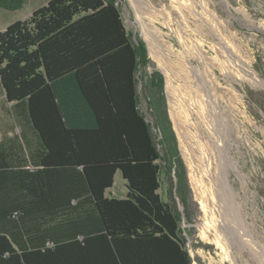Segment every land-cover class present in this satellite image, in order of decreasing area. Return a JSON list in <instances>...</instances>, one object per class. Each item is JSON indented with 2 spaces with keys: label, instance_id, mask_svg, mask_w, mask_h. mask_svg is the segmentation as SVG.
Listing matches in <instances>:
<instances>
[{
  "label": "trees",
  "instance_id": "obj_1",
  "mask_svg": "<svg viewBox=\"0 0 264 264\" xmlns=\"http://www.w3.org/2000/svg\"><path fill=\"white\" fill-rule=\"evenodd\" d=\"M150 64L118 0H47L0 30L16 128L0 134V264H193L186 167ZM118 171L124 197L107 193Z\"/></svg>",
  "mask_w": 264,
  "mask_h": 264
},
{
  "label": "rangeland",
  "instance_id": "obj_2",
  "mask_svg": "<svg viewBox=\"0 0 264 264\" xmlns=\"http://www.w3.org/2000/svg\"><path fill=\"white\" fill-rule=\"evenodd\" d=\"M149 1L153 6L142 3L143 8L139 13L135 8L134 0H118V3L127 29L142 37L148 45L150 69H158L165 76L168 113L178 138L190 186L188 215L191 221L184 213L181 226L185 230L192 262L193 264H254V256H251V253L255 254L254 251L245 248L241 253L245 234L228 232L226 238L222 233L211 228L204 234L203 232L208 229L203 231L201 228L204 211L195 178L200 177V168L205 162L198 145L201 141L199 132H203L204 126L200 124L198 129L197 117H195L197 114L185 107L187 97L184 91L188 76L185 67L188 63L182 55L185 52L193 63L203 69V62L197 55L200 48L205 50L208 54L206 57L208 59L205 60L211 63L212 70L224 85L228 80L227 75L219 67L220 64H226L230 71L239 72L243 76H235L234 85L241 93L237 103L249 115L245 120V126L248 127L250 140H241L237 131L232 132L236 143L232 144L231 152L238 159L239 167L247 174L246 183L241 180L234 168H230L229 175L230 182L240 194L239 198L246 202L245 210L254 216L253 218L249 215L248 219L251 222H254V219L257 221L253 225V236L259 237L264 242V86L255 85L251 80L244 78L242 71L244 65L249 62L264 79V0H215V4L210 3L211 7L216 6L224 17L230 19L228 25L235 33L236 41L233 43L237 47H233L230 41L221 38L224 35L221 32L223 27L220 25L218 29L215 28L214 24L217 22L211 21L212 12L205 9L200 0ZM46 2L47 0H26L24 6L18 10L0 7V30L17 19L27 18L35 8ZM241 9L246 11L248 17ZM147 33L154 37V47ZM168 75L171 77L169 83ZM200 77L198 76L199 82ZM7 108L8 105L0 94V134L12 132L15 128L12 115ZM223 136L224 133L221 132V138ZM162 186L164 189L165 183ZM127 190L126 180L118 171L115 182L107 193L110 196L124 197ZM181 209L184 211L183 206ZM253 236L249 237L252 239ZM218 238L226 239L227 243L218 244L216 242Z\"/></svg>",
  "mask_w": 264,
  "mask_h": 264
},
{
  "label": "bare ground",
  "instance_id": "obj_3",
  "mask_svg": "<svg viewBox=\"0 0 264 264\" xmlns=\"http://www.w3.org/2000/svg\"><path fill=\"white\" fill-rule=\"evenodd\" d=\"M200 1L205 9L212 12L213 19L211 21L217 22V24H214L216 25L215 28L217 27L216 29H218L220 25L223 27L221 32L224 35L221 38L230 41L233 47H237L233 43L236 41L235 33L228 25L230 19L224 17L216 6H210V3L215 4V0ZM142 3L153 6L149 0H134L138 13L143 8ZM241 10L248 17L246 11L244 9ZM147 35L153 45L152 47H154V37L152 38L148 33ZM207 56L206 51L200 48L197 57L203 62L204 68L202 69L193 63L185 52L182 55V58L188 63V66L185 67V71L188 73L184 91L187 97V105L185 104V107L187 110L191 109L197 114L195 117H197L198 129L200 124L204 126L203 132H199L201 141L198 145L205 162H203V167L200 168V179L195 178L204 211V222L201 223V228L203 231L208 229L203 232L204 234L211 229H215L226 238H228V232L236 231L241 235L245 234L244 243L241 245V253L245 248H249L255 252V254L251 253V256L253 255L255 259L254 264H264V242L259 237L253 236V225L257 221L254 219V222H251L248 219L249 215L253 218L254 216L248 210H245L244 204L246 202L239 198L240 194L230 182L229 175L230 168H234L241 180L246 183L247 174L239 167L238 159L231 152L232 144L236 143L232 132L237 131L238 135L241 136V140H250L248 127L245 126V120L249 118V115L239 107L237 101L240 99L241 93L234 85L235 76H243L239 72L230 71L225 66L226 64H220L219 67L227 75L228 80V83L224 85L212 70L211 63L206 61L208 59L206 58ZM242 71L244 78L251 80L255 85L264 86V79L253 68L251 63L247 62ZM197 75L199 77L202 76L200 77V82ZM170 80L171 77L168 75V83ZM221 132L224 133L223 138H221ZM250 235L253 236L252 239L249 237ZM216 242L220 245L227 243L224 238H218Z\"/></svg>",
  "mask_w": 264,
  "mask_h": 264
},
{
  "label": "water",
  "instance_id": "obj_4",
  "mask_svg": "<svg viewBox=\"0 0 264 264\" xmlns=\"http://www.w3.org/2000/svg\"><path fill=\"white\" fill-rule=\"evenodd\" d=\"M147 47H148V45H147ZM149 50V49H148Z\"/></svg>",
  "mask_w": 264,
  "mask_h": 264
}]
</instances>
